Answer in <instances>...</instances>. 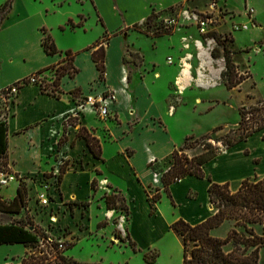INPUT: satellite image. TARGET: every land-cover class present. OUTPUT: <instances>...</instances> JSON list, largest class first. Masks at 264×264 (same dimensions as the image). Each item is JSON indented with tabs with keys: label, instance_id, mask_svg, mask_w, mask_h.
<instances>
[{
	"label": "crops",
	"instance_id": "obj_1",
	"mask_svg": "<svg viewBox=\"0 0 264 264\" xmlns=\"http://www.w3.org/2000/svg\"><path fill=\"white\" fill-rule=\"evenodd\" d=\"M198 1L0 0V15L1 7L6 4L5 17L0 23V89L38 72L52 77L56 70L53 67L65 62L67 51L73 52V66L76 69L73 76L66 74L61 78L59 96L44 91L36 83L20 87L9 110L8 152L5 160L14 173L22 175L41 173L43 169L51 167L56 162L54 152L72 165L75 162L77 166L66 170L63 175L61 193L65 198L90 201L89 210L94 205L93 198L75 199L71 181L91 165L94 169L90 183L93 197L100 191L95 192L92 188L94 178L99 180L101 188L106 187L109 192L124 195L130 212L128 235L137 242V246L142 244V235L148 236L149 240L160 220L170 229L171 224L179 218L191 224L208 218L214 211L208 192L212 182L229 183L230 188L234 185L236 191L243 180L264 177V129L208 161L203 166L205 177L190 174L172 183L169 194L165 192L161 174L149 166L156 159L164 163L174 150L185 144L187 137H201L223 125L213 124L204 133L184 127L190 120L206 118L221 103L215 101L217 98L208 97L202 92L204 89H198V96L193 92L195 97L191 98L189 92L193 90L189 85L193 70L188 62L184 66L168 62V58L173 62L174 59L179 61L180 57L186 61L187 50L182 42L173 40L180 31L153 38L133 30L136 23L143 24L154 12L183 5L203 11L209 8L212 0L208 1V7L204 9H199ZM226 1L219 0L227 5ZM244 1L254 6L252 0ZM72 6L78 9L72 12ZM47 34L56 43L58 53L50 54L45 50L43 40ZM162 37H169V46L174 50L166 58V65L173 66V70L167 73L161 71L156 62L146 67L143 53L142 40L152 42L155 47ZM101 45L106 50L103 80L100 79L91 49ZM128 50L138 52L143 57L141 65L133 63L134 71L130 63L124 62ZM142 68L145 71H141ZM160 81H163V86ZM107 93L116 95V101L110 105L111 116L101 118L91 111L85 113L60 144L64 118L75 107L77 97ZM176 93L183 96L182 103L172 104L169 99ZM78 126L85 127L99 140L102 150L100 157H95L87 140L78 136ZM241 144L244 147L237 149ZM245 150L250 152L245 153ZM79 159L82 160L80 167L77 162ZM12 183L14 189L10 193H5L4 189L11 183L0 187V199L4 202L10 203L18 194L20 184L18 181ZM152 186L160 188L162 193L154 215L150 214L148 199V189ZM25 187L27 203V183ZM137 207H141L142 218L137 217ZM103 208L102 216L108 219H105L108 221L103 226L105 228L110 227L108 213L123 214L117 209ZM139 220L144 222V232L139 230ZM117 226L118 229L122 228L121 218ZM5 245L8 244H0V250ZM23 252L24 249L21 250ZM0 253V264H10L8 257L11 254L19 255L11 250Z\"/></svg>",
	"mask_w": 264,
	"mask_h": 264
},
{
	"label": "rangeland",
	"instance_id": "obj_2",
	"mask_svg": "<svg viewBox=\"0 0 264 264\" xmlns=\"http://www.w3.org/2000/svg\"><path fill=\"white\" fill-rule=\"evenodd\" d=\"M208 1L199 0L197 6L199 9H204L208 7ZM252 2L255 7L245 3L244 0H227L228 6L219 0H212L209 8L203 11L186 5L178 6L160 12V16L151 23V27L146 25V20L142 24L141 30H138L153 38L180 31L173 40L182 42L185 50H187L185 53L186 61L180 57L179 61L174 59L172 63L184 66L185 62H188L190 69L193 70L189 85L193 91H190L189 95L193 98L195 95H199L198 89H204L202 92L208 97L217 98L218 100L215 99V101L221 103L206 118L190 120L184 127L187 130L193 129L197 133H204L213 124H223V128L213 133L212 139L209 140L219 148V153H224L228 149L224 147L221 140L227 136L231 129H236L240 125L239 110L241 107L257 105L262 107L264 104V0H252ZM77 9L72 6L70 10L75 12ZM168 18L175 20V23L166 29L164 25ZM202 20L207 22L205 31H202V24L200 23ZM160 22L164 26L163 33L155 36L154 32ZM238 23L247 24L248 29H233V25ZM212 31L218 34L220 41L212 36ZM169 40V37H162L155 47L152 42L146 39L142 40L146 67H150L153 65L152 63L156 62L160 65L161 71H166L165 73L173 70V66L166 65L167 56L174 51L169 46ZM224 42L233 52V61L240 73L239 75L245 77L242 83L232 89L226 87L222 77V72L226 69L223 55ZM215 48L220 50V56L217 58H213L211 55ZM130 65L134 71L133 62H130ZM141 71H145V69L142 68ZM160 83L163 86V81ZM180 89L183 90L184 88L181 87ZM182 98L183 96L176 93L169 100L172 104H176L182 103ZM256 113L258 118L264 116V110ZM69 132V130L63 129L60 139H66ZM231 135H235V133ZM201 137L193 138L189 142L192 147L185 150L188 156L194 157L203 152L201 144L205 143L206 140H200ZM243 147L244 145L241 144L237 149ZM249 152V150H245V153ZM53 156H55L56 162L51 167L43 169V173L17 174L18 183H27L28 186L27 203L25 202L20 207L19 212L5 210L9 203L0 200V223L24 225L28 229L34 230L40 240L37 246L18 244L2 246L0 252L11 250L13 253L19 254L17 256L11 254L8 257L10 264H17L18 262L23 264L24 259H26V264H57L60 254L79 262L101 264H182V240L171 228L165 227L162 220L158 221L156 232L149 236V240L148 236L142 235L144 239L142 244L137 246V252L132 249L127 241L122 242L113 236V232L119 230L125 237H128L129 215L125 210L118 209V212H123L122 215L115 212L107 214L111 221L109 222L110 227L99 226L101 221L107 219L102 216L101 210L102 207H104L103 209L106 208L102 195L104 192H109V189L100 187V191L93 197L90 183L94 169L90 167L91 165L80 171L76 176L77 178L71 181V187L76 193L75 199H86L89 196L93 198L92 203L94 205L91 210L74 205L72 207L71 203L74 200L62 195L61 182L57 186L56 193L52 195L51 203L47 206L42 205L38 193L41 191L39 186L45 180L44 175H53L55 167H57L58 162L61 164L62 160L66 170L77 166L75 162L73 165L70 161L67 162L57 152H54ZM77 162L78 167H80L82 160L79 159ZM155 166L165 170L168 164L155 162ZM0 168L4 171L13 172L9 163L3 159H0ZM13 187L14 183H11L8 188L4 189L5 193H10L14 189ZM231 190L235 191L234 185L231 186ZM148 191L150 195H154L157 192V187L152 186ZM7 200L9 201V199ZM140 204L142 206V202ZM11 207L17 209L16 205ZM139 208L141 207H137L138 218L142 216V210ZM119 218L122 219L121 230L117 226ZM143 225L144 222L140 221L139 230L141 232L145 230ZM232 227L233 222L227 221L221 227L216 228L213 233L216 236L225 237ZM60 243H64V248L60 247ZM22 249H24L23 253H21ZM226 249L230 250L231 245L226 246ZM153 255H156L154 261L146 258L149 256L151 259ZM259 264H264V248L260 252Z\"/></svg>",
	"mask_w": 264,
	"mask_h": 264
},
{
	"label": "trees",
	"instance_id": "obj_3",
	"mask_svg": "<svg viewBox=\"0 0 264 264\" xmlns=\"http://www.w3.org/2000/svg\"><path fill=\"white\" fill-rule=\"evenodd\" d=\"M6 4L1 7L0 23L5 17ZM159 13H153L145 22L148 27L151 23L160 16ZM142 24L136 23L133 30H141ZM163 24L160 22L154 32L155 36L163 33ZM165 32V31H164ZM169 32V31H166ZM212 36L220 41L218 34L215 31L211 32ZM106 38H104L105 40ZM45 50L50 54H56L59 49L52 39L47 34L43 40ZM224 58L226 62V69L222 72L224 83L228 89H232L242 83L245 77L239 75L236 65L233 61V52L229 46L224 42ZM92 56L96 66L100 72V79L105 78L106 72V50L104 45L97 48L91 47ZM213 58L220 56L218 48L211 52ZM67 59L64 63L59 64L53 68L56 69V78L54 79V92L51 94L60 95V81L61 78L70 74L73 76L76 72L73 66L74 54L72 51L66 52ZM125 64L133 62L136 65L143 63V57L138 52L127 51L124 55ZM130 76V75H129ZM59 89V91H58ZM57 91L59 93H57ZM264 110V104L247 107H241L240 115L241 122L238 128L231 129L227 136L221 140L226 148H231L241 141L248 139L254 133L264 129V116L258 118L256 112ZM223 127L221 125L215 127L212 132L203 135L200 140H206L202 143L203 152L197 156L190 157L185 150L192 146L189 142L193 139L192 136L187 137L185 144L165 159L164 164H168L167 169H158L155 162L151 161L149 166L156 172L161 174L162 182L164 184L165 192L169 194V187L172 183L179 181L187 175H195L197 177H205L203 166L219 153V148L209 140L212 139V134L219 131ZM235 133V135H231ZM78 136H82L87 140L90 150L95 157H100L102 150L99 140L93 136L88 129L81 127ZM65 139L60 140V144ZM199 141V140H196ZM8 152V127L7 121H0V159L5 160ZM66 172V167H61L60 182ZM92 188L95 192L100 189L99 180L94 178L92 181ZM210 202L214 206L213 213L197 224L179 218L171 224V229L181 238L183 244V262L182 264H259L260 252L264 248V177L247 178L243 180L240 187L233 191L229 183L212 182L208 188ZM26 187L25 183H20L17 196L6 205L5 210L19 212L20 207L25 203ZM108 209L125 210L129 215V207L126 203L124 195L118 193H105L103 195ZM162 193L160 188L154 195H149L148 199L151 205L150 214L154 215L157 211V203L161 200ZM1 200V199H0ZM13 205L17 209H12ZM72 207L78 206L87 209L90 201L74 200L71 203ZM233 222V227L228 231L225 237L216 236L213 231L221 227L225 222ZM108 221H101L99 226H106ZM116 238L123 242H128L132 249L137 252V242L133 240L130 235L125 237L121 231L114 232ZM21 243L24 246H37L40 243L39 236L34 230L28 229L26 226L16 223H0V244H16ZM231 245V249L227 250L226 246ZM57 264H101L90 262H79L66 255L60 254ZM154 261L156 255L151 259ZM26 264V259L23 260ZM38 264V263H37ZM40 264V263H39Z\"/></svg>",
	"mask_w": 264,
	"mask_h": 264
},
{
	"label": "built area",
	"instance_id": "obj_4",
	"mask_svg": "<svg viewBox=\"0 0 264 264\" xmlns=\"http://www.w3.org/2000/svg\"><path fill=\"white\" fill-rule=\"evenodd\" d=\"M175 23L173 19H166L165 28L168 29ZM202 24V31L206 30L207 22L205 20L200 21ZM235 30H247V24H235L233 25ZM168 62L172 63V59L168 58ZM56 70L53 71V76L49 77L44 72H38L30 77L18 81L10 86L0 89V121H7L9 117V110L11 103L17 96L20 87L28 83L39 84L46 92H54V79L56 78ZM57 93H59L57 91ZM116 101V95L114 93H107L104 95H88L86 97H77V102L74 108H72L64 118V129H74L83 115L89 111L96 113L101 118H107L111 116L110 105ZM155 161V160H153ZM54 169V173L51 176L44 175V182L40 185L41 191L38 193L39 201L42 205H49L52 201V195L56 193L57 186L60 182L61 167L64 161ZM18 181L17 174L10 171H4L0 168V187H5L10 183ZM60 247L64 248V243H60Z\"/></svg>",
	"mask_w": 264,
	"mask_h": 264
}]
</instances>
